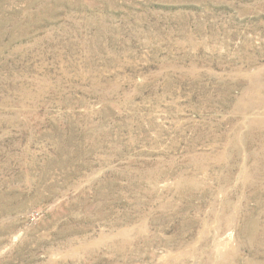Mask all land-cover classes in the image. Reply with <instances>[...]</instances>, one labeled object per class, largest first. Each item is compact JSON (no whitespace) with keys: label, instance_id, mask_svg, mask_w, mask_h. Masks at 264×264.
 <instances>
[{"label":"rangeland","instance_id":"1","mask_svg":"<svg viewBox=\"0 0 264 264\" xmlns=\"http://www.w3.org/2000/svg\"><path fill=\"white\" fill-rule=\"evenodd\" d=\"M0 264H264V0H0Z\"/></svg>","mask_w":264,"mask_h":264}]
</instances>
